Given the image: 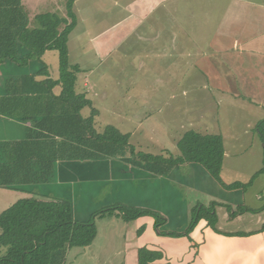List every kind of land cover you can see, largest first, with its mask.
I'll use <instances>...</instances> for the list:
<instances>
[{
  "label": "rangeland",
  "instance_id": "1",
  "mask_svg": "<svg viewBox=\"0 0 264 264\" xmlns=\"http://www.w3.org/2000/svg\"><path fill=\"white\" fill-rule=\"evenodd\" d=\"M73 3L77 19L68 43L70 63L81 67L77 89L87 92L98 111L94 117L98 132L115 126L130 135L137 152L168 156L180 154L177 142L189 130L222 134L226 138L230 131V140L239 139L244 149L253 143L256 151L264 153V143H257V136L260 139L257 125L264 119V0H73ZM25 54L21 48L19 55ZM42 63L48 65L52 78L59 79L57 51H48L41 60L32 59L26 67L11 59L0 65V96L6 93V81L36 73ZM91 112L92 108L86 107L82 115L90 117ZM197 167L213 178L203 166ZM177 173L188 177V185L217 196L209 202L202 198V202L207 208H215L216 228L230 231V219L241 213L239 207H234L239 212L233 216L229 203L222 201L230 199V190L216 182L220 188L209 191L206 188L210 185L202 174L183 175L181 170ZM100 180L89 182L96 186L91 192L88 182L75 185L66 182L58 189L51 182L29 184L18 190L0 188V213L25 197L61 198L72 202L78 221L94 219L98 231L108 236L116 228L110 227L109 215L101 216L100 212L113 206L144 208L136 205L141 198L133 193L136 188H144V184L141 182L137 187L135 181L128 180L129 186L125 188V182L117 183L121 179H108L105 181L111 182L106 184ZM170 189H176L180 199L174 205L169 204L173 208L167 217L169 223L160 229L182 231L190 223L194 207L182 215L177 207L186 195L173 183ZM250 191L247 206H262L264 176ZM240 193L243 194L241 190ZM257 196L263 199L260 201ZM158 197L159 194L155 196ZM164 197L165 201L171 200L173 195L168 193ZM251 215L240 219L247 229L254 227L256 218ZM115 223H121V219ZM116 234L113 244L119 248L125 235L122 230ZM4 251L0 247V255ZM93 254L84 260L80 257L78 263L70 257L66 264H94Z\"/></svg>",
  "mask_w": 264,
  "mask_h": 264
},
{
  "label": "trees",
  "instance_id": "2",
  "mask_svg": "<svg viewBox=\"0 0 264 264\" xmlns=\"http://www.w3.org/2000/svg\"><path fill=\"white\" fill-rule=\"evenodd\" d=\"M73 5V0H68L70 23L56 15L42 14L36 17L42 28L30 30L21 0H0V65L11 59L26 67L32 59L41 60L48 51H57L60 61L59 79L52 78L48 65L42 63L38 72L5 82L0 119L22 122L27 125V132L20 140L0 141V188L18 190L29 184L50 183L61 162L119 160L157 176H169L177 166L195 163L225 189L243 191L264 173L263 159L262 169L250 181L226 184L222 178L225 148L220 134L189 130L177 142L179 155L159 156L137 152L130 135L115 126L98 132L94 125L98 111L85 93L77 92L81 67L70 63L68 43L77 19ZM63 24L66 26L60 31ZM21 48L26 52L23 56L19 55ZM58 87L61 90L56 93ZM86 107L92 108L90 117L82 115ZM257 132L264 143V119L258 123ZM214 211V207L197 205L188 226L177 232L162 231L160 226L167 224L165 217L147 208L113 206L100 214L114 215L127 223L149 216L154 218L160 236L192 240L191 234L202 220L216 229L218 217ZM0 230V247L5 249L0 264H66L70 249L90 246L98 234L94 219L83 222L74 217L71 201L39 197L21 198L1 212ZM144 230L145 227L140 228L138 234ZM162 258L159 251L145 247L138 251V264H157Z\"/></svg>",
  "mask_w": 264,
  "mask_h": 264
},
{
  "label": "crops",
  "instance_id": "3",
  "mask_svg": "<svg viewBox=\"0 0 264 264\" xmlns=\"http://www.w3.org/2000/svg\"><path fill=\"white\" fill-rule=\"evenodd\" d=\"M67 4L68 0H21V6L29 19L28 28L30 30L42 28L40 22L36 19L38 15L42 14L56 15L70 23L71 19L68 16ZM65 26V24L61 25L60 31ZM45 56L46 54L43 58ZM60 90L58 87L55 89V92L59 93ZM77 92L87 93L84 92V89H80V91L77 89ZM251 106L255 107V105ZM26 132V124L10 119H0V141L23 139L26 136ZM257 140H259L257 143H263L258 136ZM223 141L225 148L222 171L223 181L226 184L235 182L246 183L250 181V178L262 169L264 153L256 151L253 143L244 149V146L239 143V139L230 140V131H228V138L224 136ZM255 155H258V157ZM250 157H254L255 160L253 161ZM197 166L198 164L195 163L183 164L177 166L169 176H157L149 171L130 166L119 160L83 163L61 162L58 164L55 178L51 181V184L58 189L66 182L75 185L78 182L83 184L84 182L89 183L91 180L96 181L102 179L104 181L100 180V182L106 184L111 181L108 182L105 180L117 178V180L121 179L117 183L122 184L125 182V188H127L129 186L128 180L135 181L137 187L143 182L144 188L133 189V193L141 198L140 203L136 205L162 214L166 218L167 223H169L167 217H170L173 210V208L169 207V204L174 205V202L180 199L179 192L176 189H170V183L178 186L186 195V198L182 202L179 201L180 203L177 207V210L182 211V215H187L190 208L192 209L195 205L197 206L202 203L201 205L205 207L206 204L202 202V198L209 202L212 198L217 197L207 190L188 185V177L179 176L177 173L181 170L183 175L186 173H189L191 176L202 174L210 185L206 189L211 191V189L220 188V185L216 183L217 181H214V178L212 180L207 172L208 176ZM261 176H264V173L257 176L253 184L246 191L242 189L230 190V199L223 198L222 201L229 203L227 205L230 206L233 216L235 215L234 207H239L238 209L241 207L249 209L241 212L239 217L230 219V231L220 230V227L213 229L208 225L206 220H202L192 232V240H189L187 237L160 236L155 229L154 218L149 216L141 217L127 223L120 217L109 215L110 227L116 228L114 232L106 236L98 231L94 243L85 248L70 249L67 254V259L69 260L70 257H73V262L78 263L77 260L80 257L83 256L82 260H84L90 253H94L91 261L93 262L95 260L94 264H115L116 262L118 264H138V251L140 248L145 247L152 251L162 252L163 258L156 261L155 263L157 264H264V209L259 210L264 206V202L258 208H249L247 206L248 197L251 194L250 190L256 188V184ZM226 179L228 182L225 181ZM112 183H115V181ZM94 186L95 183H89L88 191L91 192V189L93 191L96 187ZM240 190L243 194L240 193ZM168 193L169 195L172 193L173 197L171 200L167 198L165 201L164 195ZM158 194L159 197L156 199L155 196ZM188 195H190L192 200L188 199ZM257 198L260 201L263 199L261 196H257ZM165 204H167V207H165ZM214 204L217 205V202ZM187 206H189V209ZM221 206H225V204H221ZM257 210L259 212H254ZM248 215L255 216L256 219L253 224L254 227L247 229L246 225L240 219ZM116 219H121V223H115ZM142 227H145V230L142 235H139L138 231ZM119 230L123 231L125 237L123 244L117 248L113 242L114 236L117 235L116 233ZM100 236L103 237L100 241L101 243L92 252L91 250H93L92 248H94Z\"/></svg>",
  "mask_w": 264,
  "mask_h": 264
}]
</instances>
